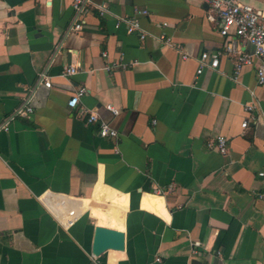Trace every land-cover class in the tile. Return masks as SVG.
Here are the masks:
<instances>
[{"label": "crops", "instance_id": "1", "mask_svg": "<svg viewBox=\"0 0 264 264\" xmlns=\"http://www.w3.org/2000/svg\"><path fill=\"white\" fill-rule=\"evenodd\" d=\"M89 3L74 32L71 0H0V125L33 108L0 132V264H89L95 226L125 235L98 264H264V83L223 56L196 73L224 44L204 0ZM80 86L95 124L66 106Z\"/></svg>", "mask_w": 264, "mask_h": 264}, {"label": "built area", "instance_id": "2", "mask_svg": "<svg viewBox=\"0 0 264 264\" xmlns=\"http://www.w3.org/2000/svg\"><path fill=\"white\" fill-rule=\"evenodd\" d=\"M208 6L207 20L211 23H215L218 26V33L224 40V44L220 50L207 53L202 52L198 57L199 67L196 71L197 74H201L203 68L216 69L219 64V58L225 57L231 61L234 78L240 72L243 67H252L258 85L264 83V10L255 9L247 4L236 2L235 0H204ZM72 9L75 14V23L72 27L74 32H78L82 29L84 15L87 7L89 6V0H71ZM102 12L103 6L98 7ZM136 13L146 14V11H136ZM127 25V32H138L139 26L135 18L121 19ZM140 38L143 39L144 35L140 34ZM160 40H164L165 44L169 45V40L164 36L159 37ZM250 47V50H248ZM181 60H186V55H181ZM77 72L75 65H69L63 69V76H71ZM39 85L49 88L50 82L48 78L41 77ZM85 87H77L73 94L67 100L66 106L68 109H78L79 116H81L86 124H95L98 122L96 113L86 107H81V99L85 96ZM105 108L113 115L118 113V110L108 104ZM252 106H245L244 110L250 112ZM33 113V108L29 103V98L26 102L21 104L15 111L4 119L3 124L0 125V132L8 131V123L15 118H26ZM247 121L241 123L242 128H246ZM98 135L101 138H115L117 133L108 124L100 122L98 124ZM208 147H212L217 150L221 155H225L228 151L227 140L223 136H217L214 141L208 144ZM259 177L264 179V171L257 173ZM169 189H172L171 187ZM155 194H162L163 191L155 189ZM264 199V194L259 195ZM193 246H198V243H194ZM105 253V252H104ZM98 257L90 255L89 264H98ZM159 261V259H157Z\"/></svg>", "mask_w": 264, "mask_h": 264}, {"label": "water", "instance_id": "3", "mask_svg": "<svg viewBox=\"0 0 264 264\" xmlns=\"http://www.w3.org/2000/svg\"><path fill=\"white\" fill-rule=\"evenodd\" d=\"M125 235L121 230L95 226L91 243V254L101 256L108 250L123 251Z\"/></svg>", "mask_w": 264, "mask_h": 264}]
</instances>
